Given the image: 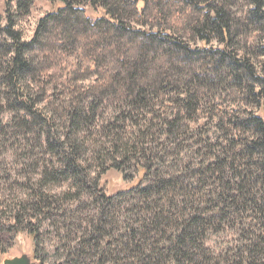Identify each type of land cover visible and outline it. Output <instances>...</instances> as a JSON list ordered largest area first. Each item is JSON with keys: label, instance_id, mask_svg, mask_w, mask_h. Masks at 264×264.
I'll return each instance as SVG.
<instances>
[{"label": "trees", "instance_id": "trees-1", "mask_svg": "<svg viewBox=\"0 0 264 264\" xmlns=\"http://www.w3.org/2000/svg\"><path fill=\"white\" fill-rule=\"evenodd\" d=\"M36 1L0 10V253L264 264V0H46L24 42Z\"/></svg>", "mask_w": 264, "mask_h": 264}, {"label": "rangeland", "instance_id": "rangeland-1", "mask_svg": "<svg viewBox=\"0 0 264 264\" xmlns=\"http://www.w3.org/2000/svg\"><path fill=\"white\" fill-rule=\"evenodd\" d=\"M4 1L5 0H0V10L2 13L4 11ZM59 6L58 3L50 4L46 0L36 1L28 16L17 18L15 30L21 33V39L24 42H29L35 33L39 21L48 13L55 12ZM14 11L15 7L11 10V14L14 15ZM87 15L92 18L94 14H92L91 11H87ZM5 22L3 25L6 24ZM2 160H0V162H5V156H3ZM120 178L121 175L115 172H109L102 178V183L105 185L104 187L107 194L125 190L131 185L130 183L122 182ZM3 240L5 241L6 252L4 254L0 253V264H2L4 260L20 257L22 255L27 256L30 261L33 260L31 241L25 234L17 236L15 240L11 239L12 241L8 236H3ZM32 262L34 263V261Z\"/></svg>", "mask_w": 264, "mask_h": 264}, {"label": "water", "instance_id": "water-1", "mask_svg": "<svg viewBox=\"0 0 264 264\" xmlns=\"http://www.w3.org/2000/svg\"><path fill=\"white\" fill-rule=\"evenodd\" d=\"M2 264H34L30 259L22 255L20 257H14L11 259L4 260Z\"/></svg>", "mask_w": 264, "mask_h": 264}]
</instances>
